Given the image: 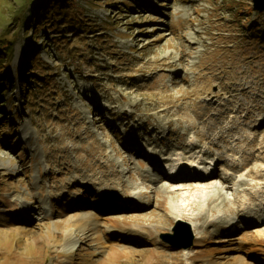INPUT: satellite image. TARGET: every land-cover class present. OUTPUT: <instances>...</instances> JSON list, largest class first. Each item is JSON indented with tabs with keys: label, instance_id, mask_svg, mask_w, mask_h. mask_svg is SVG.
<instances>
[{
	"label": "rangeland",
	"instance_id": "rangeland-1",
	"mask_svg": "<svg viewBox=\"0 0 264 264\" xmlns=\"http://www.w3.org/2000/svg\"><path fill=\"white\" fill-rule=\"evenodd\" d=\"M87 1L69 0L56 12L81 5L75 19L89 24L64 34V21L47 27L55 30L18 26L30 0H0V45L14 46L0 88L8 89L0 98V264H188L200 249L211 264H233L245 252L225 249L252 233L244 221L259 201L249 197L264 185V12L253 0ZM193 137L194 150L180 148ZM178 153L218 160V182L226 170L243 180L210 197L213 211L200 223L224 217L220 227L205 223L204 248L190 218H172L182 196L148 164L166 166L164 158ZM106 185L117 189L108 212L100 202ZM198 211L193 204L187 214ZM85 213L100 224L78 233V251L55 247L68 220ZM111 219L158 229L160 242L151 234L144 243H118L105 230ZM232 219L234 233L221 232ZM156 248L162 257L153 262L140 255ZM260 257L250 262L264 264Z\"/></svg>",
	"mask_w": 264,
	"mask_h": 264
},
{
	"label": "bare ground",
	"instance_id": "bare-ground-1",
	"mask_svg": "<svg viewBox=\"0 0 264 264\" xmlns=\"http://www.w3.org/2000/svg\"><path fill=\"white\" fill-rule=\"evenodd\" d=\"M171 127V124L168 125ZM195 138L193 137L190 139L189 146H180L181 149L194 150L193 147L196 145L193 141ZM139 143H134L132 145H128L131 149L134 150L136 153L142 155V148ZM187 153V151H186ZM201 153V152H200ZM228 160V166L235 167L237 169L240 168L239 164H236V159L232 154H227L226 156ZM168 164L166 166H160L162 162H152L151 160L148 161L149 166L153 169H158L159 173L167 180L169 185H171L170 194H180L182 196V202L173 203L172 206V218L176 221H187L189 218L192 222H188L191 230L195 236V244L198 245L199 248H204L205 243L207 241V236L209 235L208 229L204 227L205 223L207 222V226L209 227H220L219 221L222 220L224 214L217 213L216 216L212 217L211 219H207L204 222V225L200 223L199 220H205L204 215L206 209L213 211V208H209V205L213 204V201L210 197L212 196H219L223 190H226L230 187L232 183L235 181L242 182L243 180H237L235 177H232V174L229 173L227 170L225 171V176L221 182H218L216 179V162L215 158H209V160H204L202 157L194 156L189 158H184L181 154H171L170 157L164 158ZM200 169L198 173L196 170L198 167ZM215 167V169H214ZM191 169V170H189ZM189 170V171H188ZM191 172V175H186V173ZM249 172V171H248ZM167 176H166V174ZM201 174V175H200ZM208 174V175H203ZM263 175H259L258 178H262ZM104 191L106 192V196L102 198L100 201L102 203L101 208H106L105 210L111 211L113 206L112 197L115 195L117 189L114 186L106 185ZM168 190L165 191V193ZM155 192H160L156 189ZM245 192V191H244ZM221 196V195H220ZM249 198L255 199L258 198V204L255 207L248 208L246 215L248 218L244 221L245 226L247 228H253L252 233L246 235L240 243L238 248L233 249H225L226 252L230 251H244L245 256H239L233 259V264H256L258 259L255 262H250V258L255 256H264V185H260L256 188L252 196ZM226 199L232 202V198L227 196ZM224 203V202H223ZM195 204L198 206V212H192L191 214H187L188 208L192 207ZM245 206H249L247 202L243 203ZM133 208H138V204L134 205V203L130 204ZM158 205L161 206V202H158ZM244 210V209H243ZM226 221V217L224 218ZM230 218L227 219V221ZM233 221H230L228 226L225 227L226 231L223 229L221 232L234 233L233 231ZM109 225L105 226L106 233L109 234L110 238L115 239V241H119L118 243L124 242H131L132 244L137 243H144V239H148L153 235L154 242L159 244L160 240L158 238L159 230L156 229L151 232V230L146 225H141L138 223L127 224L122 221H117L116 219L108 220ZM68 223L71 225V229L65 233V239H63L62 243H53V245L61 251H65L68 253H73L78 251L80 237L78 233L83 235L87 234L89 231L95 229L100 224V220L96 215L93 214H83L77 220L70 219ZM159 225V224H157ZM158 228V227H156ZM201 231V236H198V231ZM152 234V235H151ZM130 244V243H129ZM110 248H119L121 251H127V249L118 244L111 243L109 246ZM149 252L140 253L141 256H144L149 262H153L154 259L157 257H162L158 253V248L150 249ZM211 251V250H210ZM76 253H74L75 255ZM74 255H70L69 257H73ZM114 257L116 255L114 254ZM59 256H54V259H58ZM172 258V257H171ZM262 259V257H260ZM190 260V259H188ZM193 260H203L207 261L206 264H211V261L208 259V255L204 254L203 250L200 249L192 258ZM188 263V264H192ZM60 262V261H59ZM67 264H71L67 262Z\"/></svg>",
	"mask_w": 264,
	"mask_h": 264
},
{
	"label": "trees",
	"instance_id": "trees-1",
	"mask_svg": "<svg viewBox=\"0 0 264 264\" xmlns=\"http://www.w3.org/2000/svg\"><path fill=\"white\" fill-rule=\"evenodd\" d=\"M93 1H95V0H89L87 2H89L91 4ZM97 1H99V0H97ZM68 2H69V0H30V3H28L27 6H30V4H32L33 8L29 11L28 16H25V13H23L22 19L15 21V24H17L18 26H24V24H26V26H29V25L33 24L34 28H37V26H43L44 28H47L48 26H50L53 23L57 24V23H61L62 21H64L63 27H62L64 34H68V32L66 30H69L73 33L79 32L80 31V30H78L79 27L81 30L88 29L89 28L88 23H85L82 25V22L84 21L83 19H79L78 22L75 19V16L77 15V13H79L78 11L83 9L81 5L80 6L78 5L77 9L74 11L67 10V12H65L62 15H59V13L58 14L56 13L58 11L61 12V10H64L66 8V6L68 5ZM22 3H23V5L26 4V2H22ZM70 14H73V18L70 17ZM56 16H61V17H57V19H55ZM24 17H26V18L24 19ZM42 20H45V22ZM86 22H88V21H86ZM34 25H36V26H34ZM47 29L48 30H55L56 26H53L51 29L50 28H47ZM56 34H60V32H57ZM56 38H58V37H56ZM13 47L14 46H12V45H8V46L0 45V88L7 85L6 84V79H7L6 73L7 72H5L4 75H2L3 78L1 76V74L3 72L2 69L8 63V61H6L7 57L9 58L13 54ZM34 53H35L34 50L31 52L27 51L26 55H27V57L30 58V57L34 56ZM7 70H8V67H7ZM44 72H46V69H44ZM31 76H33V75L30 73V76L28 78H31ZM24 79L26 80V77ZM23 84H25L27 86L28 81L27 80L24 81ZM6 91H2V93L0 94V98L6 93Z\"/></svg>",
	"mask_w": 264,
	"mask_h": 264
},
{
	"label": "water",
	"instance_id": "water-1",
	"mask_svg": "<svg viewBox=\"0 0 264 264\" xmlns=\"http://www.w3.org/2000/svg\"><path fill=\"white\" fill-rule=\"evenodd\" d=\"M253 4H254L255 10H257L258 12H264V0H253ZM188 247L189 246H183V247H180V248L186 249Z\"/></svg>",
	"mask_w": 264,
	"mask_h": 264
}]
</instances>
